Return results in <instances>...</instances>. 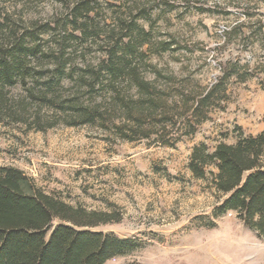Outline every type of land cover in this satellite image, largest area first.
Listing matches in <instances>:
<instances>
[{
    "label": "rangeland",
    "instance_id": "374dc122",
    "mask_svg": "<svg viewBox=\"0 0 264 264\" xmlns=\"http://www.w3.org/2000/svg\"><path fill=\"white\" fill-rule=\"evenodd\" d=\"M75 1L0 0V62L23 61L24 72V82H0V167L72 207L118 218L91 230L140 248L106 264H264V237L233 213L213 218L219 196L187 168L194 146L212 152L234 143L237 128L264 129V0H83L89 11L73 16ZM138 39V56L162 77L207 89L229 75L227 101L173 148L115 132L105 64L112 47L120 57ZM20 43L29 52L11 56ZM141 74L166 87L150 69ZM82 109L112 121L79 124Z\"/></svg>",
    "mask_w": 264,
    "mask_h": 264
},
{
    "label": "trees",
    "instance_id": "16d2710c",
    "mask_svg": "<svg viewBox=\"0 0 264 264\" xmlns=\"http://www.w3.org/2000/svg\"><path fill=\"white\" fill-rule=\"evenodd\" d=\"M88 4L76 0L69 13H87ZM142 44L139 39L127 43L120 57L112 47L105 64L113 91L107 106L120 118L114 125L120 140H147L173 148L183 137L194 135L208 120L210 111L227 101L225 81L229 75L207 89L177 81L172 75L162 77L156 67L145 64L143 55L138 56ZM28 52L20 43L9 54L23 57ZM22 62L15 58L12 63L0 62V82L4 86L13 85L16 75L24 82ZM147 68L155 80L164 78V89L143 77L141 73ZM117 83H123L122 91ZM87 86L92 91L94 82ZM129 91L135 93V99L127 95ZM81 112L79 124L99 122L107 129V122L112 121L96 110ZM187 168L193 178L206 182V187L219 196L213 218L233 213L244 227L264 237V130L246 135L237 128L234 143L220 142L212 152L204 143L196 145ZM117 221L112 214L86 212L46 194L17 168L0 167V264H106L140 248L133 239L91 230Z\"/></svg>",
    "mask_w": 264,
    "mask_h": 264
},
{
    "label": "crops",
    "instance_id": "0c3cea01",
    "mask_svg": "<svg viewBox=\"0 0 264 264\" xmlns=\"http://www.w3.org/2000/svg\"><path fill=\"white\" fill-rule=\"evenodd\" d=\"M262 130H264V129H262ZM262 130H261V131H262ZM261 131H260V132H261Z\"/></svg>",
    "mask_w": 264,
    "mask_h": 264
}]
</instances>
